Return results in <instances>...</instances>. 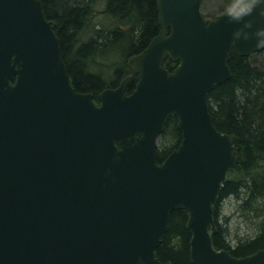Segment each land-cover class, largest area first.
I'll use <instances>...</instances> for the list:
<instances>
[{"label": "water", "instance_id": "95a60500", "mask_svg": "<svg viewBox=\"0 0 264 264\" xmlns=\"http://www.w3.org/2000/svg\"><path fill=\"white\" fill-rule=\"evenodd\" d=\"M201 3L155 0L159 31L129 59L133 90L128 75L94 102L72 87L41 2L0 0V264H171L155 252L178 209L192 264H264V249L235 258L213 247L218 196L238 157L207 106L230 78L229 57L264 46L233 37L243 21L228 12L205 21ZM245 19V31L264 27V6ZM170 117L180 142L159 163Z\"/></svg>", "mask_w": 264, "mask_h": 264}, {"label": "trees", "instance_id": "16d2710c", "mask_svg": "<svg viewBox=\"0 0 264 264\" xmlns=\"http://www.w3.org/2000/svg\"><path fill=\"white\" fill-rule=\"evenodd\" d=\"M47 20L55 26L62 60L76 92L91 93L93 100L131 75L127 91L134 88L129 58L142 52L159 31L155 0H39ZM260 53H264V50ZM251 56V55H250ZM250 56L231 55L230 78L215 85L207 96L213 126L236 137V167L227 173L214 212L213 247L242 258L264 249V70ZM169 60L164 67L172 70ZM180 142L176 118L170 117L158 138L155 155L163 161ZM235 202L247 234L232 239L229 219L221 204ZM188 215L170 213L166 234L156 248L161 263L192 264Z\"/></svg>", "mask_w": 264, "mask_h": 264}, {"label": "rangeland", "instance_id": "374dc122", "mask_svg": "<svg viewBox=\"0 0 264 264\" xmlns=\"http://www.w3.org/2000/svg\"><path fill=\"white\" fill-rule=\"evenodd\" d=\"M231 3L232 0H202L201 13L206 20H211L221 13L228 12ZM249 59L250 62L259 65L264 70V53H254ZM221 209L222 216L229 219V229L232 239L235 236L242 237L243 235L249 233L247 232V226L242 223L238 217V213L235 211V202L233 199L229 198L223 201Z\"/></svg>", "mask_w": 264, "mask_h": 264}, {"label": "clouds", "instance_id": "9594fccd", "mask_svg": "<svg viewBox=\"0 0 264 264\" xmlns=\"http://www.w3.org/2000/svg\"><path fill=\"white\" fill-rule=\"evenodd\" d=\"M258 6H264V0H232L228 9V19L232 22L243 21V26L236 28L232 33L233 37H240L241 32H244V39H249L250 36H255V43L257 46H264V27L256 28L254 32L245 31V29L252 28V23L246 20ZM237 39L231 41L236 44Z\"/></svg>", "mask_w": 264, "mask_h": 264}]
</instances>
